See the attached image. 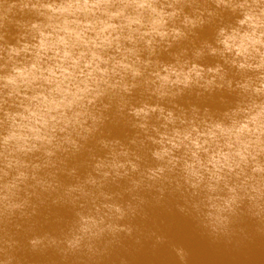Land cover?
I'll return each mask as SVG.
<instances>
[{"label": "clouds", "instance_id": "9594fccd", "mask_svg": "<svg viewBox=\"0 0 264 264\" xmlns=\"http://www.w3.org/2000/svg\"><path fill=\"white\" fill-rule=\"evenodd\" d=\"M176 217L264 264V0H0V264H205Z\"/></svg>", "mask_w": 264, "mask_h": 264}, {"label": "water", "instance_id": "95a60500", "mask_svg": "<svg viewBox=\"0 0 264 264\" xmlns=\"http://www.w3.org/2000/svg\"><path fill=\"white\" fill-rule=\"evenodd\" d=\"M171 222L179 229V234L186 238V243L192 248L196 260L204 261L205 264H228L227 260L212 250L206 240L201 239L194 233L187 221L176 217ZM231 254L235 255V253ZM130 259L133 264H154L157 258L153 255L150 246L146 245L142 251L133 252Z\"/></svg>", "mask_w": 264, "mask_h": 264}, {"label": "bare ground", "instance_id": "6f19581e", "mask_svg": "<svg viewBox=\"0 0 264 264\" xmlns=\"http://www.w3.org/2000/svg\"><path fill=\"white\" fill-rule=\"evenodd\" d=\"M212 250L215 253L219 254L221 257H223L225 260H227V262H229L233 258V255L231 253L228 254L229 252L225 251L221 247H212ZM249 255L252 256V257L257 256L258 255V250L256 248L250 249Z\"/></svg>", "mask_w": 264, "mask_h": 264}]
</instances>
